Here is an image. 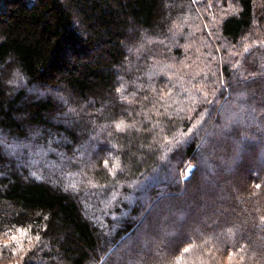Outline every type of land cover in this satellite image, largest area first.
Segmentation results:
<instances>
[{
  "label": "trees",
  "instance_id": "1",
  "mask_svg": "<svg viewBox=\"0 0 264 264\" xmlns=\"http://www.w3.org/2000/svg\"><path fill=\"white\" fill-rule=\"evenodd\" d=\"M187 1L0 0V241L24 245L16 264H264V0H233L196 78L211 90L181 99L157 78L169 47L145 44L171 42ZM4 142L98 159L109 190L52 181Z\"/></svg>",
  "mask_w": 264,
  "mask_h": 264
},
{
  "label": "rangeland",
  "instance_id": "2",
  "mask_svg": "<svg viewBox=\"0 0 264 264\" xmlns=\"http://www.w3.org/2000/svg\"><path fill=\"white\" fill-rule=\"evenodd\" d=\"M176 8H178L177 11L180 15L170 17V22L172 23L170 27V34L172 36L171 42L167 41V39L161 41L146 40L145 45H157L159 47L160 54L163 47H169L170 56L164 58L162 55H159L160 59L157 60L159 65V77L157 78H159L161 82H164L166 79L164 74L168 73L170 78L175 81L176 87L174 90L175 94L178 95V98L182 99L183 91L188 90V99H197L196 94L198 91L202 95H206L212 88V75L201 82H198L196 78L198 72L201 73L202 70H207L212 74L210 59L212 57L211 47L215 44L214 35H216L215 31H217L216 28L218 22L224 13H229L230 11L236 9V5L233 0H188L185 4L178 3ZM143 42H145V38H143ZM178 50L180 51L179 55H177ZM156 74L157 69H153V71L149 73V77H151V79H155ZM20 79L22 78L19 73L15 72L10 83L12 85H18ZM23 83H26V80H23ZM192 91L195 92L192 94ZM232 107L233 106L231 105V108ZM94 141H97V139L95 138ZM2 144L7 148V152H9V154L21 155L23 152H26L27 149L31 151V156H33L34 153L38 154V158L32 161V169L35 168L41 172V168H44L46 178H49L52 181L56 182V180H58L60 184L81 192L86 190V187H88L86 185H88V183L97 186L98 188L96 191L98 192H101L102 189L105 191L109 190L108 186L101 187L90 175L91 171L97 172V167H100L98 159L94 161V163L89 160V163L87 162L86 164H81L75 163L74 160L68 157L66 160L62 161V164L55 165L53 163V159L57 157V154L55 152L52 153L50 151L51 149L46 151H37L38 147L35 144L31 145V147L27 145L18 146L15 143L5 144L4 142ZM94 151L95 148H92L91 146L87 147L84 160L94 157L96 155ZM103 165L107 166V163L104 162ZM79 168L82 169L80 170L79 175L74 176L76 179L75 182L70 180L68 176L67 178L63 177L64 171ZM192 169V165L187 166L185 172L183 173L185 178L190 176ZM91 185L89 184V186ZM84 195H88L87 191ZM4 208L10 209L9 206H4ZM86 208L93 214H97V212H99V210L94 208V205H88ZM3 242L5 243V241H0V264H16L20 259L19 255L24 251V245L14 248L11 255L7 256L4 255L3 252L9 251L10 248L6 245V247L2 246ZM5 248L7 249L5 250ZM227 261L229 262L228 258L224 260V263L227 264Z\"/></svg>",
  "mask_w": 264,
  "mask_h": 264
},
{
  "label": "bare ground",
  "instance_id": "3",
  "mask_svg": "<svg viewBox=\"0 0 264 264\" xmlns=\"http://www.w3.org/2000/svg\"><path fill=\"white\" fill-rule=\"evenodd\" d=\"M206 32V31H205Z\"/></svg>",
  "mask_w": 264,
  "mask_h": 264
}]
</instances>
